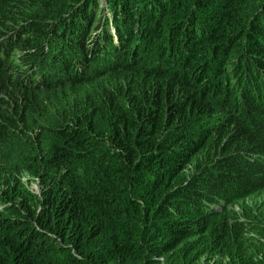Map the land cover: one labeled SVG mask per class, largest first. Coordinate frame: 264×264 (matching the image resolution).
Wrapping results in <instances>:
<instances>
[{
	"label": "trees",
	"instance_id": "obj_1",
	"mask_svg": "<svg viewBox=\"0 0 264 264\" xmlns=\"http://www.w3.org/2000/svg\"><path fill=\"white\" fill-rule=\"evenodd\" d=\"M254 1L196 0L187 18L170 24L162 67H128L77 98H48L25 86L33 81L21 84L19 73L9 78L0 62V151L5 150L0 156V264H264V208L227 207L264 182V0ZM129 2L115 11L118 34L124 26L133 33L128 17L142 24L143 11ZM175 2L167 0L168 6ZM17 4L6 0L1 17L10 16ZM80 6L71 13V24L63 20L65 26H72L71 16L77 23L86 16L83 1ZM145 9L153 26L169 20L157 23L156 11ZM13 10L20 13L23 6ZM202 11L212 22L199 21ZM62 19L52 16L49 29L62 35L66 28H56ZM44 22L29 14L22 22L24 35L10 44L20 49L29 39L37 47ZM153 26L145 29L146 40L155 34ZM221 32L237 36L232 50L243 51L227 54V63L238 58L233 64L238 81L223 87L227 100L215 107L210 99L219 88L216 81L203 84L206 62L195 60V50L201 43L206 51L217 48L224 54ZM71 43L70 36L62 39L58 51L74 54ZM172 43L180 48L173 58L168 56ZM117 45L106 46L98 56L102 64L90 71L112 63L121 54ZM25 55L20 64L27 62ZM74 58V69L89 70L86 55ZM219 59V75L226 77ZM208 62L206 70L213 65ZM175 64L185 71L169 68ZM47 71L52 77L58 67ZM243 90L247 98L241 97ZM256 96L252 106L263 109L248 107ZM37 101L44 109L55 106L52 119L43 107L36 109ZM33 110L35 118L28 117ZM17 135L27 138V147ZM9 137L18 140L16 147L6 145L10 151L5 148ZM25 179L36 183L34 194Z\"/></svg>",
	"mask_w": 264,
	"mask_h": 264
},
{
	"label": "rangeland",
	"instance_id": "obj_2",
	"mask_svg": "<svg viewBox=\"0 0 264 264\" xmlns=\"http://www.w3.org/2000/svg\"><path fill=\"white\" fill-rule=\"evenodd\" d=\"M5 1L6 0H0V22L3 23V26H2L3 29L0 31L1 32L0 37L6 38V40L2 42L1 45L2 44L5 45L7 42L13 43V41L18 40L20 37L24 35L25 29H24L22 22L25 19H27V16L29 14H36L38 16H41L43 19H46V18L51 19L52 16L59 14V16L64 18V16L66 15L68 11H71L74 13L75 9L79 5V2H81L80 0H76V1L75 0H44V1L43 0H18V4L14 6L13 9L23 6V10L20 13H14V10L12 9L9 12L11 13L10 16L1 17V14L3 12L2 7L5 4ZM30 1L32 3H30ZM130 1L131 2L129 3H132V8L136 9L137 0H130ZM146 1H150V0H146ZM162 1L163 0H159L160 6L163 4L162 7H155V4L153 2H150L149 6H147V3L145 5H142L144 4V2L142 1L139 3L138 6L142 5V8H143V12H142L143 17L141 18L142 20L140 19V21H142V24L136 25L134 23V21H136V18H133V20L131 21V24L134 27V31H133L134 35L130 37H122V41H120V44L118 46V48L122 49V55H121L119 62L113 66H109L99 71H90V69L92 68V63H94V59L89 58L87 60V67L89 69L88 71H83L81 73L80 71H77L76 69H74V66H75L74 57L75 56H82L84 54L86 56H91V53L89 52L88 49H91L92 46L96 48V50L95 49L92 50L93 51L92 54L97 56L98 54L101 53L102 46L98 43L99 35L96 34L98 32L97 28L93 30V35H91L90 39L88 40V36L90 35V31L88 27L85 25H82L81 21L77 23V20L74 18V16H71L73 17L72 26L67 28L66 34L73 36V42L71 43V48L75 50V53L71 54L70 52L69 53L63 52V48H62L56 54L50 55L49 56L50 60L41 59L40 62L42 64L28 65L29 69L33 68L35 72H45L46 68L54 67L57 65L58 73L56 74V78H57L56 80H53V79L44 80L42 82L37 83L40 85V84H43V82H46L47 85L44 86V87L48 86V88L44 89L46 91H44L43 89L41 90L36 89L34 87L36 85L34 84L25 85V84H29L30 79L34 81V78L36 77L35 75H33L32 77L30 74H28L27 70H25L22 66L19 65V62L24 57L26 47L29 46V42H28L29 39H27V41H25L22 44V48L18 50L10 49V52H7L6 56H4V58L0 61V62L3 61V63L6 65V69L4 73L8 74L9 72V75H8L9 78L15 76V72L19 73L21 84H24L27 87L33 88V90L38 93L49 94L48 98H53V97H57L60 95L62 98H64V95L66 94H68L70 98L72 97L77 98L76 96H79L78 93L82 94L86 91L90 92V91L95 90L96 88L101 86V84L108 83L110 81L111 76L112 77L119 76L121 72L128 71L127 70L128 67H134L136 71H141L142 68H154L156 65H159L162 67L163 64L161 63V61L166 62L164 59V57L167 55L166 50H165V44H166L165 36L169 31L170 24H172L174 21H179L180 19L184 20L185 18H187L189 13H191L193 9V5L195 4L196 0L195 1L194 0H182V1L176 0L174 4L172 5L170 4L171 6H168L167 0H164V3H162ZM251 2L255 3L256 1L250 0V3ZM94 3H96V5ZM94 3H92V6L90 8V15L88 19V23H91V25L99 24V22L106 20L105 17L110 10H111V13L113 14V11L111 9V3L109 4V0H106V2L101 1V0H94ZM116 4L118 5V0L114 1V6ZM109 7H110V10H109ZM150 7L152 8L150 10H152L153 12L155 10L157 13V17H158L157 23H160V21H164L165 19L169 18L168 21L162 24L161 28L158 27V24L153 26L155 23L152 21L151 15H149V13H146L145 8H150ZM210 7L213 9V11H215L213 4H210ZM175 9H177V11L181 13L177 15L178 12L176 11L175 14L172 15ZM136 17L138 16L136 15ZM198 17H199V21L201 18H205L209 23L212 22L213 20L210 14L205 13L204 11H202V13L200 12ZM112 18L114 20L115 14H113ZM114 25L115 27H114L113 36L115 38V41H117L119 34L117 30L118 25L117 23H115V21H114ZM148 26H153V30H156V32L153 36H151L149 40H146L144 33H145V29ZM3 30H5V32H2ZM262 35H263V32L258 33V37H261ZM229 36L227 35L226 32H221V38H222L221 42H225L227 46L224 54H219V51L217 50V48L215 50L206 51L205 47L207 45H204L201 43L196 45V50H195V51H199V54L195 56V60L197 61L199 60V62L201 63L206 62L201 69L202 75L207 74V77L203 79V84L209 87L210 81L212 82L216 81L217 88H219L218 90H216L214 94V95L217 94L215 99L214 100L210 99L211 105H214L215 107H218L217 105H215L216 102L227 100L224 96V93H222L223 87L224 86L231 87L233 84L236 83V81H238L239 74L233 68L234 67L233 64L235 61L238 60V58L236 59V56H235V59H233L232 64L227 63L225 61L227 60L228 53L229 54L235 53L239 55L240 53H242L243 49L242 47H240L238 52L237 51L234 52L232 50L233 47H238L237 36L235 37L233 35L232 37H229ZM228 37L230 39L228 42H226V38ZM112 44L117 45L118 43L112 42L111 46ZM132 49H134L133 60H132V57H130ZM158 49L159 51H157ZM179 49L180 48L178 45H175L172 43L171 52H170V55L168 54V56H171L173 58V55H175L176 52H179ZM146 51L148 52L147 55L145 56L143 60H141L140 59L141 55ZM160 54H162L163 56H161ZM218 54H219V57H217L216 63L213 64L212 61H214V58ZM56 55L58 56L55 58L56 64H54L52 60ZM155 55H160L159 60H155L154 58ZM220 57H221V62H224L225 69L227 70L226 77L224 75H219V72L222 70L219 67ZM31 59L32 58L30 57L28 60L26 56L24 60L30 61ZM108 59H113V57L108 58ZM209 60H210V63L213 65H211V67L208 68L209 70H206V68L204 69V66H206L207 63L209 66V62H208ZM97 64L101 65L102 63L100 60H98ZM170 64L171 63H169V66ZM183 66L182 64H175L169 68L170 69L176 68L177 71H185V67ZM244 84L247 88L250 87V82L247 78L244 80ZM30 94H31V98L33 99V102H35L33 98V94L31 92ZM247 95L248 94L244 93V90L241 92V97L247 98ZM48 98L45 97L44 99H48ZM256 100H258L257 96L253 98V103L249 104L248 107H250L251 109H263V106L259 108L252 106L256 104L257 102ZM49 102H50V99L47 100V103ZM35 106H36V109L43 107L42 103L39 101H37ZM223 110L224 109L222 110L215 109L214 111L218 113ZM42 111H44L45 114L50 119H52V116L56 113V109L54 105H47L45 109L43 107ZM257 112L262 115L260 111L257 110ZM34 115L35 113L33 110L29 114L28 117H32ZM33 118H35V116ZM50 124L52 125L53 123H50ZM17 137L19 138L18 140H23L24 146L27 147V142H28L27 138H23L22 136H19V135H17ZM18 140L12 137H9L7 142L5 143V148L8 151H10L9 147H16L15 144L18 143ZM48 142H49V137H46L44 140L45 144H43L42 148L47 149ZM6 145H9V147H7ZM35 145L37 147H41L38 141L35 143ZM4 151L5 150L3 148L0 151V156H1V152H4ZM24 186L27 187L28 191L31 194H34L37 189V185L32 179L30 180L25 179ZM241 204H245L251 207L256 205V206L264 208V182L261 181L256 186L255 190L249 192L248 194L240 195L238 198L235 197L231 202L227 204V207H231L232 209L239 210V207L241 206ZM50 264H55V263L51 262Z\"/></svg>",
	"mask_w": 264,
	"mask_h": 264
},
{
	"label": "clouds",
	"instance_id": "obj_3",
	"mask_svg": "<svg viewBox=\"0 0 264 264\" xmlns=\"http://www.w3.org/2000/svg\"><path fill=\"white\" fill-rule=\"evenodd\" d=\"M80 1L81 2H79L78 7H83V6H80V5H82V1H83L84 7H86L88 9V12H87L86 16L84 18H82V20H80V21L83 23L82 25L87 26L88 29H89V31H90V35L88 36V40L90 39L91 35H93V30L97 28L98 32L96 34L99 35V42L98 43L102 46V50H101V53L100 54H102L105 51L106 46H110V43H112V42L118 43V45H117V47H118L119 44H120V41H122V37H130V36H133L134 35L133 33L132 34H129L128 32H126L127 31V28L124 26L121 29L120 33H119V36H118V40L117 41H115V38L113 36L114 27H115L114 20L112 18L113 17V14H115V11L116 10H119L122 7L123 3L126 4V0H118V8H115V6H114V1L115 0H111V1L109 0V4L111 3V9L113 11V14L111 13V10H110V7H109V10L110 11L107 13V15L105 17L106 20H104L102 22H99V24H93V25H91V23H88V19H89V15H90V8L92 6V3H94V0H80ZM101 1L106 2V0H101ZM141 1L144 2V4L147 3L148 6H149L150 2H154V0H150V1L141 0ZM136 2H137L136 4L139 5L140 2L138 0ZM94 4L96 5V3H94ZM142 5L140 6V10L143 11ZM155 5H159L158 1H156V4ZM71 13H72L71 11H68L66 13V15L64 16L63 20L69 22V17L71 15ZM135 13L138 16L139 13H138L137 10H136ZM63 20H62V25L58 23L56 28L62 27V28H66V29H65V32L62 33V35H59L58 33H56V29L54 27H53V29H49L52 26L51 19L50 18L44 19V21H45L44 22V24H45L44 33L42 34L41 38L38 39V41H37L38 42L37 47L32 46V45H29V46L26 47V50H25L26 55L25 56L28 57L29 56V53H31L30 57L32 59L30 61H27L24 64H20V62H19V65H22V67L25 66L24 69L27 70L28 71V74H30L32 77H33L34 74H32V72L29 70L28 65H31V64L32 65L42 64L40 62L41 59L50 60V57H49L50 54L57 53V51L59 50V45H60V42H61L62 39H66V38H68L70 36L72 38V42H73V36L66 34L67 33L66 30H67L68 26H65V24L63 23ZM131 21H132V19H130L128 17V19H127V25H128V27L132 28V30H134V27L131 24ZM135 24L138 25V23H135ZM91 26H92V28H91ZM44 34H45V36H44ZM51 36H54L53 39H51ZM5 40H6V38L0 37V44H1V42H4ZM50 40H52V45H51L50 48H48L47 47V44H48V42ZM7 44H8V48H9L8 49V52H10V49L11 50L12 49L18 50L14 46H12V44H10V42H7ZM93 49L96 50V48L93 47V46L91 47V49H88L89 52L91 53V56H87L88 59L89 58L94 59V63H92V68L96 65V63L98 61V56L100 55V54H98L97 56H95L94 54H92V52H93L92 50ZM119 49H120L121 54H119L116 57V59H114V61L112 63H110L109 65H107L106 67H104V68H102L100 70H103V69H105V68H107L109 66H113V65H115V64H117L119 62V60L121 58V55H122V49L121 48H119ZM65 52L69 53V51H65ZM133 53H134V49L131 50V56L130 57H132V60H133ZM6 54H7V52L4 55H2V57L0 58V61L4 58V56H6ZM18 54H19V52H18ZM57 56L58 55H56L53 58V60H52L54 64H56L55 58ZM84 56H85V54H84ZM86 67H87V61H86ZM95 71H99V70H95ZM80 72L82 73V71H80ZM57 73H58V71L55 72V73H53L54 75L52 77H45L44 79H42L40 81H38V77L36 76L34 78V81L32 79H30L29 82L30 81H33V84L37 86V85H39L37 83L42 82L44 80H51V79L56 80L57 79L56 78V74ZM40 85H47V84H46V82H43V84H40Z\"/></svg>",
	"mask_w": 264,
	"mask_h": 264
},
{
	"label": "bare ground",
	"instance_id": "obj_4",
	"mask_svg": "<svg viewBox=\"0 0 264 264\" xmlns=\"http://www.w3.org/2000/svg\"><path fill=\"white\" fill-rule=\"evenodd\" d=\"M2 43V42H1ZM8 47L7 45L5 44H0V58L2 57V55H4L6 52H8ZM32 74H34L35 76L38 77V81L44 79L45 77H48V71H47V68H46V71L45 72H35V70L33 68L29 69Z\"/></svg>",
	"mask_w": 264,
	"mask_h": 264
}]
</instances>
